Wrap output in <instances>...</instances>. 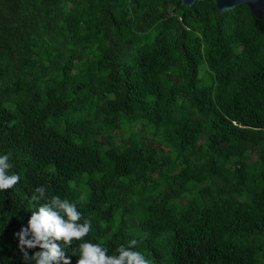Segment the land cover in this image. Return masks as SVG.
<instances>
[{
	"label": "trees",
	"instance_id": "obj_1",
	"mask_svg": "<svg viewBox=\"0 0 264 264\" xmlns=\"http://www.w3.org/2000/svg\"><path fill=\"white\" fill-rule=\"evenodd\" d=\"M4 154L0 264H24L39 186L91 219L69 255L264 264V31L212 0H0Z\"/></svg>",
	"mask_w": 264,
	"mask_h": 264
},
{
	"label": "clouds",
	"instance_id": "obj_2",
	"mask_svg": "<svg viewBox=\"0 0 264 264\" xmlns=\"http://www.w3.org/2000/svg\"><path fill=\"white\" fill-rule=\"evenodd\" d=\"M12 167L10 154L0 155V191L10 190L19 182L17 174H10ZM31 199L45 202L31 212L26 226L15 233L24 264H71L72 256L77 257L76 264H150L140 251L134 250L139 244L137 239L121 244L115 254H109L106 246L81 242L69 255L65 249L73 241H83L92 231L91 219H83L75 203L59 196L47 197L43 186L35 188ZM31 249L39 250L29 255Z\"/></svg>",
	"mask_w": 264,
	"mask_h": 264
},
{
	"label": "water",
	"instance_id": "obj_3",
	"mask_svg": "<svg viewBox=\"0 0 264 264\" xmlns=\"http://www.w3.org/2000/svg\"><path fill=\"white\" fill-rule=\"evenodd\" d=\"M195 1L198 0H179V4L184 7H189ZM212 5L218 13H225L239 5H244L254 17L255 25L264 31V0H212Z\"/></svg>",
	"mask_w": 264,
	"mask_h": 264
},
{
	"label": "rangeland",
	"instance_id": "obj_4",
	"mask_svg": "<svg viewBox=\"0 0 264 264\" xmlns=\"http://www.w3.org/2000/svg\"><path fill=\"white\" fill-rule=\"evenodd\" d=\"M201 74H203V71L201 72ZM199 76L201 77V75L199 74ZM134 131H138V126H136L134 129H133ZM254 159V157H251V160H253Z\"/></svg>",
	"mask_w": 264,
	"mask_h": 264
}]
</instances>
